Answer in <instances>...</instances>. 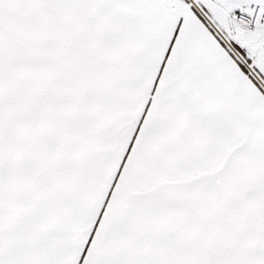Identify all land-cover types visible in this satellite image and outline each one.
Returning a JSON list of instances; mask_svg holds the SVG:
<instances>
[{"label":"snow or ice","instance_id":"6c2138e0","mask_svg":"<svg viewBox=\"0 0 264 264\" xmlns=\"http://www.w3.org/2000/svg\"><path fill=\"white\" fill-rule=\"evenodd\" d=\"M0 264H264V0H0Z\"/></svg>","mask_w":264,"mask_h":264}]
</instances>
